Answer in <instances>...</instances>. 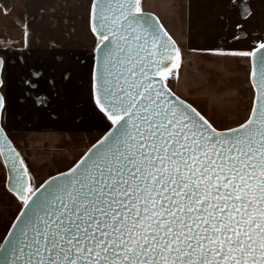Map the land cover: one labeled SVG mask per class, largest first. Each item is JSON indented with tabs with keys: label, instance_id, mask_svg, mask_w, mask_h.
<instances>
[{
	"label": "snow or ice",
	"instance_id": "snow-or-ice-1",
	"mask_svg": "<svg viewBox=\"0 0 264 264\" xmlns=\"http://www.w3.org/2000/svg\"><path fill=\"white\" fill-rule=\"evenodd\" d=\"M89 12L109 130L34 189L0 127L6 187L21 202L0 264H264V43L233 53L251 58L254 102L217 130L169 87L181 51L141 0H90Z\"/></svg>",
	"mask_w": 264,
	"mask_h": 264
},
{
	"label": "crops",
	"instance_id": "crops-1",
	"mask_svg": "<svg viewBox=\"0 0 264 264\" xmlns=\"http://www.w3.org/2000/svg\"><path fill=\"white\" fill-rule=\"evenodd\" d=\"M89 5L90 0H0L2 124L15 134L9 137L38 178L56 169L48 162L51 149L72 150L76 137L84 154L109 130L92 95L97 38ZM141 6L160 18L180 48L172 91L188 102L205 99V111L193 106L218 130L243 123L254 100L250 57L233 53L264 43V0H141ZM76 152L73 147L69 154Z\"/></svg>",
	"mask_w": 264,
	"mask_h": 264
},
{
	"label": "rangeland",
	"instance_id": "rangeland-1",
	"mask_svg": "<svg viewBox=\"0 0 264 264\" xmlns=\"http://www.w3.org/2000/svg\"><path fill=\"white\" fill-rule=\"evenodd\" d=\"M174 73V69L172 70ZM11 76V72L9 73ZM7 74V77L9 76ZM9 78V77H8ZM168 85L171 88L173 86V76H170L168 78ZM172 89V88H171ZM192 105H195L201 111H205V106H207V101L205 99H199L197 101L190 102ZM236 127V126H235ZM218 129V128H217ZM15 136V134H9ZM76 140V142H74ZM70 145L74 147V149L79 152L75 154H69L73 150L71 149H60V150H52L53 154L50 156V159L48 160L49 164H52L56 169L55 171H49L47 174H44L43 176H40V178L36 177V173L31 170L32 175V184L35 188H38V182H41L47 175L54 174L56 172L63 171L70 167L72 163L81 157L83 154L80 152L83 149H81V143L80 139H76V137L72 138L70 141ZM69 144L68 142H66ZM78 146V147H77ZM80 146V147H79ZM77 147V148H76ZM50 151V150H49ZM69 151V152H68ZM29 166V165H28ZM5 168L3 166L1 157H0V241L6 236L7 232L9 231L11 225L13 224L15 218L19 214V210L21 208V202L16 201L11 195H9L5 188Z\"/></svg>",
	"mask_w": 264,
	"mask_h": 264
},
{
	"label": "water",
	"instance_id": "water-1",
	"mask_svg": "<svg viewBox=\"0 0 264 264\" xmlns=\"http://www.w3.org/2000/svg\"><path fill=\"white\" fill-rule=\"evenodd\" d=\"M144 13H147V14H149V15H151V16H153V17H155V18H157L158 20H159V22L160 23H162V21L160 20V18L156 15V14H154V13H151V12H145V11H143ZM163 24V23H162ZM164 26V25H163ZM90 29H91V22H90ZM164 29L167 31V33L172 37V35L168 32V30L165 28V26H164ZM92 32V31H91ZM93 33V32H92ZM93 35L96 37V35H95V33H93ZM172 39L174 40V38L172 37ZM176 42V41H175ZM97 43H98V41H97ZM177 44V43H176ZM178 46V45H177ZM103 46L101 45V48H102ZM96 59H97V51H96V47H95V58H94V66H93V73H92V82H93V74H94V72L96 71V69H97V64H96ZM0 60H2L3 61V58L0 56ZM251 63H252V61H251V58H250V66H251ZM2 69H3V65H2V67H0V81H2V83H3V80H2ZM250 72H251V70H250ZM2 83H0V96H3V94H2V91H1V88H2ZM250 83H251V75H250ZM251 86H252V88H253V90H254V97H255V87L253 86V84L251 83ZM176 94V93H175ZM92 95H93V86H92ZM177 95V94H176ZM178 96V95H177ZM4 97V96H3ZM180 97V96H179ZM180 99L181 100H183V101H186V100H184V99H182L181 97H180ZM5 101V100H4ZM93 101H94V96H93ZM188 104H190V105H192L190 102H188V101H186ZM253 102H254V100H253ZM95 104V103H94ZM192 107L193 108H195V106H193L192 105ZM97 108V107H96ZM4 109V108H3ZM3 109H0V127H2L3 129H4V127H3V124H2V114H3ZM98 109V108H97ZM196 109V108H195ZM99 110V109H98ZM197 110V109H196ZM198 111V110H197ZM100 112V111H99ZM199 112V111H198ZM101 114H103L102 112H100ZM201 113V112H200ZM104 115V114H103ZM201 115H203L202 113H201ZM105 116V115H104ZM204 116V115H203ZM106 117V116H105ZM205 117V116H204ZM206 118V117H205ZM207 119V118H206ZM208 120V119H207ZM209 121V120H208ZM210 122V121H209ZM211 123V122H210ZM5 130V129H4ZM218 130V129H217ZM5 132H6V130H5ZM6 134H7V132H6ZM105 134V133H104ZM103 134V135H104ZM103 135L99 138V139H101L102 137H103ZM7 136L9 137V135L7 134ZM9 139L11 140V138L9 137ZM98 139V140H99ZM97 140V141H98ZM12 141V140H11ZM96 141V142H97ZM96 142L94 143V144H96ZM12 143H13V141H12ZM93 144V145H94ZM92 145V146H93ZM13 146L14 147H16L15 146V144L13 143ZM91 146V147H92ZM90 147V148H91ZM89 148V149H90ZM17 149V148H16ZM88 149V150H89ZM88 150L85 152V153H87L88 152ZM17 151H18V149H17ZM85 153L79 158V160L75 163V164H77L79 161H80V159L85 155ZM1 160H2V163H3V157H1ZM74 164V165H75ZM74 165H72L71 167H73ZM3 166H4V168H5V172H6V175H7V166L6 165H4L3 164ZM70 167V168H71ZM69 169V168H68ZM68 169H66V170H64V171H62V172H60V173H57V174H55V175H53V176H51V177H56V178H58L59 177V175L60 174H62V173H67V171H68ZM50 178V177H49ZM49 178L47 179V180H45L41 185H43V184H45V182L46 181H49ZM41 185L38 187V188H40L41 187ZM5 188H6V190H7V192L9 193V194H11V195H13V196H15V194L13 193V192H11L10 191V189L8 188V187H6V182H5ZM15 198L18 200V198L15 196ZM19 214H20V212H19ZM18 214V215H19ZM17 215V216H18ZM18 221L15 219L14 220V222H13V224H15V223H17ZM12 231H14V229L12 228V225H11V227H10V229H9V231L7 232V234H6V236H5V238H4V240H3V242H2V244L3 243H6L7 242V240H6V238H8V233L9 232H12ZM0 251H2V250H0ZM9 258L11 259V255H9Z\"/></svg>",
	"mask_w": 264,
	"mask_h": 264
}]
</instances>
